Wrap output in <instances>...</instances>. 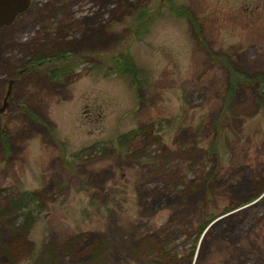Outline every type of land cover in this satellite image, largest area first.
I'll list each match as a JSON object with an SVG mask.
<instances>
[{"label":"rangeland","instance_id":"rangeland-1","mask_svg":"<svg viewBox=\"0 0 264 264\" xmlns=\"http://www.w3.org/2000/svg\"><path fill=\"white\" fill-rule=\"evenodd\" d=\"M160 1L30 0L0 28V264H89L99 244L101 264H153L165 242L171 264H264V106L227 102L223 64L264 74V0Z\"/></svg>","mask_w":264,"mask_h":264},{"label":"trees","instance_id":"trees-1","mask_svg":"<svg viewBox=\"0 0 264 264\" xmlns=\"http://www.w3.org/2000/svg\"><path fill=\"white\" fill-rule=\"evenodd\" d=\"M163 1H166V0H161L160 2H162V4H163L164 3ZM165 4L168 7H170V9H172L174 11V14L177 17L186 18L191 22V24H192L191 28L193 30L192 31L193 33L195 32V34H196L199 31V27H198L197 23H195L193 21L190 14L185 9L175 7L174 5L166 3V2H165ZM68 56H70V55H67L66 51H57V52L50 54L47 57L34 55L30 59V62L28 63V65L31 67H36V68L45 67L44 69L48 70L49 67L53 68L54 65H56L55 64L56 61L64 60ZM116 60H118V61H116ZM116 60H115V70L116 71L120 70L123 74H126L130 77L134 76L133 75L134 69H133V66L131 64V61L128 58H124V56H120L119 59H116ZM230 63L231 62L226 61V59H225V61H223L224 68H226L227 72L229 73V78L226 82L225 91H224L225 98H226L227 102L230 103L231 100H234V98L237 95L238 90L243 89L242 87H250V88H252V90L255 93V98H254L255 105L257 107L258 106H261V107L264 106V74H261V73H254L252 75L240 74V73L235 72L231 69L232 66L230 65ZM48 73H49L48 75H50V77H54L56 71H55V69H53V70L51 69V70H49ZM50 77H48V78H50ZM226 106H227V103H226ZM32 198H34V196L31 197L28 194L22 193L19 196H17L16 198L11 199L5 205V207L2 211V214H3L4 218H7L11 222L10 225H7L9 227V229L17 230V231L21 230L22 224L14 226L15 223L13 220L16 221L19 218V216H21L24 218V221H27L28 214H29L28 212L30 210H28L25 213H22L21 210L23 208H26V206L28 205V203L31 201ZM253 199H254L253 197L248 198L247 201L242 203L241 206L252 202ZM232 210L233 209H225L223 211V214H226ZM214 219H215V217H211L209 220L204 222L202 224V226L200 227L199 231L202 232L205 230L203 233L205 235L207 230H209V229L212 230L213 226L215 225V222L213 223ZM210 223H212V224L207 228V226ZM27 224H29V223H27ZM206 228H207V230H206ZM141 245H142L140 247L141 250L146 249L145 248L146 242H143ZM166 245L167 244L165 242V244H162L158 247H157V245H155L154 247H152L150 249V250H152V253H153V257H152L153 264H171L169 262L170 257L168 256V253L165 250ZM105 252H106L105 247H103V245H101V244L96 245L93 248H91L89 264H101V259L104 258ZM146 255H147V253H146ZM182 260H183V262H186V264H189L191 258H189V256H187L186 259H182ZM180 262L181 261H179L178 263H180Z\"/></svg>","mask_w":264,"mask_h":264},{"label":"water","instance_id":"water-1","mask_svg":"<svg viewBox=\"0 0 264 264\" xmlns=\"http://www.w3.org/2000/svg\"><path fill=\"white\" fill-rule=\"evenodd\" d=\"M29 3L30 0H0V28L9 26L19 14L27 9ZM23 71L24 69L18 71V73H22ZM12 83L13 80L7 83L6 91L0 105V114L4 112L7 106V98L9 97ZM211 224L212 223H210L207 228Z\"/></svg>","mask_w":264,"mask_h":264},{"label":"flooded vegetation","instance_id":"flooded-vegetation-1","mask_svg":"<svg viewBox=\"0 0 264 264\" xmlns=\"http://www.w3.org/2000/svg\"><path fill=\"white\" fill-rule=\"evenodd\" d=\"M30 68H32V67L28 65V68H23L24 71H23L22 73H18V71H17V72H16V76L18 75L19 77H21L23 74L26 73V70H28V69H30ZM23 69H22V70H23ZM11 80H13V82H14L16 79H13V78H12ZM13 84H14V83H12L11 85H13ZM228 218H231L229 214L226 215L225 217H222V218H218V217H217V219L215 218V220L213 221V223L215 222V225L213 226V229L216 228V225L218 224V222H217L218 220L223 219V220H221V221H224L225 219H228Z\"/></svg>","mask_w":264,"mask_h":264}]
</instances>
